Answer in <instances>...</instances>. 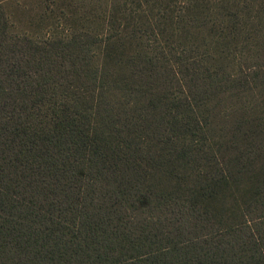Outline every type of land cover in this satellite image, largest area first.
Here are the masks:
<instances>
[{"label": "trees", "instance_id": "obj_1", "mask_svg": "<svg viewBox=\"0 0 264 264\" xmlns=\"http://www.w3.org/2000/svg\"><path fill=\"white\" fill-rule=\"evenodd\" d=\"M102 36L12 33L0 6V264H264V121L223 137L209 107L263 84L264 53Z\"/></svg>", "mask_w": 264, "mask_h": 264}, {"label": "rangeland", "instance_id": "obj_2", "mask_svg": "<svg viewBox=\"0 0 264 264\" xmlns=\"http://www.w3.org/2000/svg\"><path fill=\"white\" fill-rule=\"evenodd\" d=\"M0 6L12 33L35 39L79 29L97 31L103 35L98 55L116 43L124 53L143 48L172 60L186 45L209 63L233 67L247 58L249 62V55L264 53V0H0ZM108 36L113 42L105 40ZM210 102L216 114L214 133L230 138L237 124L244 128L246 121H264V82L244 93L230 90Z\"/></svg>", "mask_w": 264, "mask_h": 264}]
</instances>
